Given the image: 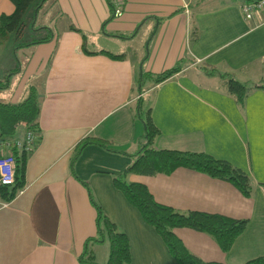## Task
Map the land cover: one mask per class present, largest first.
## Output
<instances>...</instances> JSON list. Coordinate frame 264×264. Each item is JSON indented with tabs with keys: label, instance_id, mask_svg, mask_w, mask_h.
Masks as SVG:
<instances>
[{
	"label": "crops",
	"instance_id": "0c3cea01",
	"mask_svg": "<svg viewBox=\"0 0 264 264\" xmlns=\"http://www.w3.org/2000/svg\"><path fill=\"white\" fill-rule=\"evenodd\" d=\"M247 1L125 0L119 17L111 16L107 0L44 2L34 24L49 26L53 37L25 45L15 82L9 87L7 78L0 87L12 102L30 84L41 93L36 144L24 154L23 168L16 161L15 195H0V264H81L84 247L97 245L95 204L127 234L130 264H178L113 182L142 142L148 109L159 128L156 148L226 159L251 176V194L186 167L126 179L180 210L247 219L228 251L206 232L173 228L202 260L244 264L264 255V88L252 87L239 102L225 78L203 69L248 84L264 81V9L248 19ZM13 10L11 0H0V15ZM178 62V72L154 83V74ZM141 72L149 75L139 92ZM88 137L109 140L112 149L85 142ZM97 261L104 263L105 254Z\"/></svg>",
	"mask_w": 264,
	"mask_h": 264
},
{
	"label": "trees",
	"instance_id": "16d2710c",
	"mask_svg": "<svg viewBox=\"0 0 264 264\" xmlns=\"http://www.w3.org/2000/svg\"><path fill=\"white\" fill-rule=\"evenodd\" d=\"M11 1L14 4V10L9 14L0 15L1 36H5L8 31L14 29L21 35L30 19L27 13H32L31 18L35 20L36 13L46 0ZM107 1L111 16L114 17V7L109 0ZM42 28L47 29L48 32L35 37L31 41H26L19 46L50 40L53 37V31L50 30L49 26L33 25L34 30ZM120 36L128 37L129 35L120 34ZM120 55L121 54H114V56ZM180 69L181 65L178 62L174 66L154 74L153 81L154 83H159L171 77ZM203 69L207 74H217L225 78L228 91L234 94L239 102L244 99L252 87L264 88V81L248 84L215 67L206 65ZM16 70L17 68L11 71L10 74L14 73ZM148 75L149 74L146 72H141L136 77L139 92L143 91L144 78ZM5 84L6 83H4L3 86ZM0 87L2 86L0 85ZM137 101L138 109H140L141 95L138 96ZM40 110L41 93L33 84H30L27 88L26 95L18 101L0 100V140L16 137L23 139L28 130L37 132ZM20 126H23L24 134L22 136H17L15 133ZM143 126L142 142L137 150L131 153L132 161L120 174L114 176V185L119 188L124 193L126 199L138 209L142 218L154 227L166 242V245L178 264H227L218 261L202 260L186 248L181 239L174 234L173 228L184 226L206 232L216 240L223 251H228L236 237L245 229L248 222L247 219L233 218L220 213L200 210H180L173 206L158 202L146 185L140 182L129 181L126 177L129 173L153 175L157 173H170L177 167H186L203 172L212 177L227 180L234 184L244 195L249 196L253 186L251 176L241 168L233 165L230 161L204 151L156 148L154 146V138L159 133V128L152 121L150 109L146 111ZM85 142H97L105 148L112 149V147L108 145L110 142L109 140L99 137H88L85 139ZM26 152L28 151L17 152L15 156V161L19 160L22 168L25 159L24 154ZM17 155H20L18 159ZM17 180L18 176L15 174V182L12 185L0 184V195L3 199H10L15 195L18 185ZM95 206L97 209V234L95 237H92V244L104 242L107 239L109 243L108 257L104 263L98 262L95 259L92 247L90 248L89 246V248L84 247V250L79 255V262L81 264H130L131 251L127 234L124 231L117 230L116 223L103 212L99 204H95ZM105 231L107 234H105ZM244 264H264V255L249 259Z\"/></svg>",
	"mask_w": 264,
	"mask_h": 264
},
{
	"label": "rangeland",
	"instance_id": "374dc122",
	"mask_svg": "<svg viewBox=\"0 0 264 264\" xmlns=\"http://www.w3.org/2000/svg\"><path fill=\"white\" fill-rule=\"evenodd\" d=\"M27 14H29L28 17H30V19L28 20V25L24 27L23 33L21 35L17 33L16 29L8 31L5 36L0 35V83L2 87L3 84L6 82L7 78L10 79L9 87H12V83L15 82L17 73L10 74V72L13 71L15 68H17L18 66H20L21 64L25 63L26 60L25 52L27 51V47L25 45L24 46H19V45L24 44L26 41L29 40L31 41L35 37L41 36L48 32V30L45 28L34 30L33 29L34 20H32L31 18L32 13L28 12ZM9 97H10V92L8 91V89H3L2 91H0V100H4V99L8 100ZM15 134L17 136H22L24 134L23 126L18 127ZM103 212L105 213L104 210ZM116 226L118 231H124V229L118 224H116ZM105 234H107L106 231ZM104 242L96 243L97 245H95L93 248V252L96 255L95 256L96 260L102 258L104 254L107 260L108 252H109V243L107 239ZM103 250L104 253L102 255Z\"/></svg>",
	"mask_w": 264,
	"mask_h": 264
},
{
	"label": "built area",
	"instance_id": "2783aa9c",
	"mask_svg": "<svg viewBox=\"0 0 264 264\" xmlns=\"http://www.w3.org/2000/svg\"><path fill=\"white\" fill-rule=\"evenodd\" d=\"M125 0H109L114 7V17H119L124 11ZM264 9V0H249L242 4V12L248 19L252 18L257 10ZM37 139L36 131H27L25 137L0 140V184L12 185L15 182L17 152L29 151Z\"/></svg>",
	"mask_w": 264,
	"mask_h": 264
}]
</instances>
